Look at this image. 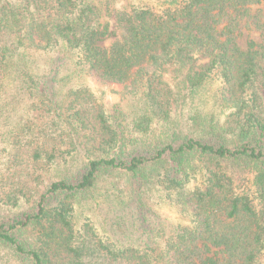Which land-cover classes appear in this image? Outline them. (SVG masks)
I'll return each mask as SVG.
<instances>
[{
	"label": "trees",
	"instance_id": "obj_1",
	"mask_svg": "<svg viewBox=\"0 0 264 264\" xmlns=\"http://www.w3.org/2000/svg\"><path fill=\"white\" fill-rule=\"evenodd\" d=\"M156 1L115 9L108 1L0 0V93L24 96L30 112L1 135L0 204L29 207L0 216V247L22 264H264V13H253L264 0ZM251 26L261 40L242 48L240 33ZM197 56L208 61L198 65ZM67 62L138 93L166 121L170 68L190 92L219 80L234 138L218 123L201 137L153 134L139 122L129 128L120 105L105 109L88 88L69 85L61 75ZM80 154L81 170L38 189V170L69 167ZM116 172L132 179L147 236L157 228L143 199L153 178L188 222L170 234L159 228L161 240L140 245L99 236L80 222L81 199Z\"/></svg>",
	"mask_w": 264,
	"mask_h": 264
},
{
	"label": "rangeland",
	"instance_id": "obj_2",
	"mask_svg": "<svg viewBox=\"0 0 264 264\" xmlns=\"http://www.w3.org/2000/svg\"><path fill=\"white\" fill-rule=\"evenodd\" d=\"M109 2L110 8L120 9L146 3L156 6V0H93L94 4ZM262 11L264 4L254 5L253 13ZM105 19L113 21L112 13L105 12ZM113 38L107 40L111 42ZM260 41L261 35L254 27H245L239 36V43L242 48H247L250 41ZM44 56H47L45 52ZM207 58L197 56L196 63L204 65ZM47 62V61H46ZM41 60L39 64L46 63ZM48 64V63H46ZM62 77H66L71 85L80 88H88L97 98L98 104H104L105 109L110 110L115 105H120L124 110L129 128H134L139 123L146 126V130L153 134H160L169 130H176L185 135L201 137L203 129L212 123L221 124L226 128L228 137L234 138L233 118L229 116L230 111H226L217 98V88L220 81L210 80L198 91L190 92L189 86L184 77H177L170 68L165 75L164 84L170 96L171 109L169 120L166 121L161 115L153 112L147 107L144 97L138 93L125 90L122 86L104 85L92 77L77 71L75 63L67 62L61 68ZM28 99L22 95L12 94L9 90L0 93V160L5 161L4 143L1 135L9 130H14L22 125L30 116L28 110ZM113 111V109H112ZM112 113V112H108ZM150 117L148 121L145 117ZM176 125V127H174ZM229 128V129H228ZM86 162L84 155H77L69 167H56L50 171L38 170L35 174H40L42 190L52 179L64 176L69 171L77 173ZM156 175H154L155 177ZM45 180V181H44ZM156 178L146 184L143 199L147 206V217L151 228H155L152 237L147 236L141 228L138 218V207L135 199H131L130 176L123 172L109 173L104 175L98 182L95 189L86 197L81 199L82 213L80 222L93 224L95 230L104 239L118 240L124 244H143L145 241L161 240L157 229L161 228L170 234L180 224L187 223L189 218L181 210L174 196L167 192ZM43 182V183H42ZM29 207L23 204L21 207L12 208L0 204V216H13ZM161 234V232H160ZM0 264H22L21 261L8 249L0 247Z\"/></svg>",
	"mask_w": 264,
	"mask_h": 264
}]
</instances>
